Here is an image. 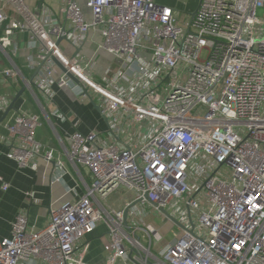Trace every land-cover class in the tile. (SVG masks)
<instances>
[{
    "label": "built area",
    "instance_id": "built-area-1",
    "mask_svg": "<svg viewBox=\"0 0 264 264\" xmlns=\"http://www.w3.org/2000/svg\"><path fill=\"white\" fill-rule=\"evenodd\" d=\"M85 6L89 17L76 0H64L61 13L72 24L66 36L78 45L97 32L99 48L121 60V68L105 70L104 84L90 75L92 60L67 56L56 44L62 24L40 20L23 0H0V51L16 50V33L27 31L36 48L27 65L42 64L33 84L22 79L24 87L46 102L53 85L82 98L92 93L112 133L144 121L146 132L125 128L127 140H105L95 130L67 134V157L90 181L80 196L50 209L39 230L17 214L10 235L0 238V264H88L84 240L100 223L109 237L107 264H264V0H198L188 19L156 0ZM0 75L19 86L17 67L3 66ZM8 101L0 94V107ZM40 123L18 108L6 124L0 140L19 168L32 166L41 147ZM42 157L53 162L51 150ZM119 191L122 206L109 204ZM150 214L161 228L170 225L163 245L160 228L146 222Z\"/></svg>",
    "mask_w": 264,
    "mask_h": 264
},
{
    "label": "crops",
    "instance_id": "crops-1",
    "mask_svg": "<svg viewBox=\"0 0 264 264\" xmlns=\"http://www.w3.org/2000/svg\"><path fill=\"white\" fill-rule=\"evenodd\" d=\"M82 7L87 17L90 10L85 6V0H76ZM24 4L36 14L40 20L46 17L59 21L69 30L72 24L61 13L64 0H23ZM159 3V0H156ZM28 32H18L13 46L6 49V53L0 51V69L3 66H15L20 70L21 78L19 86L14 89L0 75V94L9 95V101L0 107V138L7 136L6 124L11 122L18 108L30 114L40 117V125L36 128L35 138L41 144L37 154L32 159V166L19 168L16 162L9 156V146L0 140V238L7 237L11 233L12 223L19 213L26 214L27 227L39 230L48 221L50 209H55L63 201L80 196L85 190V184L90 181L87 170L83 167L76 169L67 157L66 135L74 131L86 133L95 130L105 140L125 139V128L134 133L146 132L147 123H133L129 126L126 122L122 130L109 129L107 119L97 109L99 100L90 93L88 98L80 97L71 87L56 88L50 102L35 88L25 87L24 91L15 101L13 108L5 113L15 93L24 87L36 67L27 65L26 56L34 54L36 48H31L28 42ZM101 37L97 32L89 31L78 45H73L68 40H62L58 45L67 56L78 55L85 62L92 60L90 75L99 83H105L104 72L107 68H121V60L99 48ZM143 58H149V54L141 53ZM126 83V82H125ZM34 87V86H33ZM51 150L53 162H48L42 157V153ZM66 171L57 179L62 170ZM9 184L6 190H2L1 184ZM32 194L29 197L28 194ZM121 192H116V194ZM114 202L121 207L122 203ZM108 235L105 224L100 223L84 242L88 243V249L84 261L88 264H107L111 255L108 246Z\"/></svg>",
    "mask_w": 264,
    "mask_h": 264
},
{
    "label": "rangeland",
    "instance_id": "rangeland-1",
    "mask_svg": "<svg viewBox=\"0 0 264 264\" xmlns=\"http://www.w3.org/2000/svg\"><path fill=\"white\" fill-rule=\"evenodd\" d=\"M197 2L198 0H159V3L162 5L171 6L175 9H178L180 13L182 15L184 14V17L187 19L189 18V14L196 8ZM167 82H169V79L165 80V84ZM201 193L202 192H200L198 196H201ZM118 197H119V193L116 194V192H114L112 195L109 196L108 203L111 204L114 201L115 202L119 201ZM119 203H122V202H119ZM104 204L107 205L106 203ZM146 222L152 224L156 228H160V232L164 235L163 240L160 243V245H163L170 238V233H168V230H167L170 227V225H167L161 228L160 227L161 221L151 214L147 216Z\"/></svg>",
    "mask_w": 264,
    "mask_h": 264
},
{
    "label": "water",
    "instance_id": "water-1",
    "mask_svg": "<svg viewBox=\"0 0 264 264\" xmlns=\"http://www.w3.org/2000/svg\"><path fill=\"white\" fill-rule=\"evenodd\" d=\"M194 15V11H192L191 13H190V16L192 17ZM68 32V30H65V34H63V35H61V36H59L58 38H57V40H56V44L58 45L62 40H68L67 39V36H66V33ZM47 56L54 62V63H56V65L59 67V69L60 70H62L63 72H65L66 73V75L68 76V78L72 81V82H74L76 85H78L79 87H81L82 89H83V92L84 93H87V89L72 75V74H70L69 72H67L66 71V69L50 54V53H48L47 54ZM41 64L42 63H40L36 68H35V70L33 71V73H32V75L30 76V78H29V80H28V82H29V84L31 85V84H33V79H34V77H35V75L37 74V72H38V70H39V68L41 67ZM24 89H25V87H22L17 93H16V95L14 96V98L11 100V102L9 103V105H8V107H7V109H6V111H5V113H7L11 108H13V105H14V103H15V101L17 100V98L21 95V93L24 91ZM96 107H97V109L100 111V109H99V106H97L96 105ZM104 116V115H103ZM104 118L105 119H107L106 118V116H104ZM165 214H167L168 215V213L165 211V210H162ZM124 217H125V219H126V217H127V209H125V211H124Z\"/></svg>",
    "mask_w": 264,
    "mask_h": 264
}]
</instances>
